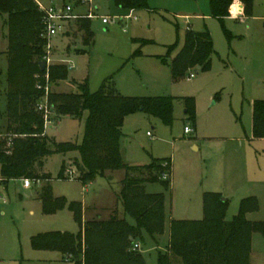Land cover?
Here are the masks:
<instances>
[{
	"label": "rangeland",
	"instance_id": "1",
	"mask_svg": "<svg viewBox=\"0 0 264 264\" xmlns=\"http://www.w3.org/2000/svg\"><path fill=\"white\" fill-rule=\"evenodd\" d=\"M38 1L44 7L65 3L72 4L75 13L89 11V5L79 0ZM93 2L97 17L91 19V45L83 44L77 20L68 22L66 32L50 39L49 63L69 68L68 78L51 86L52 90L77 92L75 82L88 79L95 92L112 77V85L124 96L172 98L170 123L148 112L130 114L124 121L122 142V154L129 165H146L153 159L171 163V173L163 177L170 178L169 189L161 182L146 184L150 193H165L168 224L172 219H203L206 192L220 193L228 201L226 220L239 213L243 199L255 196L258 210L248 213L247 219L264 221V138L253 137L252 118V103L264 99V0H253L251 14L235 19L229 15L224 20L212 16L210 0H148L147 8L136 10L122 9L115 0ZM102 17L111 22L104 24ZM6 19V15L0 16V67L4 71ZM188 29H207L215 53L209 70L193 68L187 76L174 80L171 67L162 59L171 62ZM174 44L176 50L168 55ZM81 49L86 52H76ZM191 73L194 77L189 78ZM0 92V132H8L6 99L4 90ZM85 119L86 114L77 120L63 117L51 121L46 132L57 141L79 144ZM186 126L193 131L187 134ZM78 155L73 151L50 156L44 167L51 176L49 181L33 180L26 188L22 179H13L1 189L0 264H74L60 251L34 248L32 237L53 231L78 234L80 226L69 208L72 201L97 207L104 218L110 215V208H117L115 193L125 173H111L112 185L105 178L83 185L70 173L77 172L73 159ZM64 163L66 178H60ZM47 184L54 196L68 201L54 214L43 211L40 192ZM95 213L86 211L85 218L91 219ZM127 220L134 223L129 216ZM167 229L170 235L169 225ZM166 232L159 242L147 237L140 243L148 264L157 263L159 249L167 250ZM250 264H264V235L259 232L252 236Z\"/></svg>",
	"mask_w": 264,
	"mask_h": 264
},
{
	"label": "trees",
	"instance_id": "2",
	"mask_svg": "<svg viewBox=\"0 0 264 264\" xmlns=\"http://www.w3.org/2000/svg\"><path fill=\"white\" fill-rule=\"evenodd\" d=\"M115 2L126 10L148 6V0ZM241 2L245 9L242 16L251 14L253 0ZM232 3L233 0H210L212 16L224 20L230 15L228 9ZM1 15L7 17L8 48L7 68L4 71L0 67V91L4 90L6 99V130L15 135L9 152L0 155L3 184L22 178L49 181L51 176L44 171L47 159L56 153L73 151L79 154L73 159L77 168L74 179L83 185L98 178H105L112 185L115 181L111 173H125L122 186L115 193L121 214L116 207L110 208V215L104 218L97 207L72 201L69 208L80 226L78 234L41 233L32 237L33 247L60 251L66 261L74 264H148L135 244L145 243L147 237L159 242L167 229V212L165 193H150L146 184L161 182L169 189L171 180L163 177L166 172L171 173V163L153 159L150 164L129 165L122 154L123 126L127 116L140 111L170 123L172 98L124 96L112 85V77L105 79L95 92L90 90L88 79L75 82L77 92L53 91L51 86H59L68 78L69 68L67 64L48 63L45 70L41 69L40 62L47 61L50 40L45 13L37 0H0ZM77 27L83 44L91 45L94 41L91 19H77ZM176 47L177 44L171 45L167 54L174 52ZM80 51L76 50L77 53L86 52ZM214 53L207 29L200 32L188 29L183 46L171 62L166 58L162 61L171 67L173 79L178 80L193 68L209 70ZM44 101L48 102L51 121L63 117L77 120L86 114L81 143L60 142L47 134L45 112L39 109ZM252 110L253 137L264 138V99L255 100ZM60 178H66L65 163ZM40 198L46 214H54L68 203L65 197L54 196L50 184L42 187ZM203 201V219L170 221L167 250L159 249L156 264H250L252 236L255 232L264 235V221H251L246 216L258 210L257 198L243 199L233 220L225 218L228 201L220 193L206 192ZM86 211L96 213L86 219ZM127 216L134 223L129 222Z\"/></svg>",
	"mask_w": 264,
	"mask_h": 264
},
{
	"label": "built area",
	"instance_id": "3",
	"mask_svg": "<svg viewBox=\"0 0 264 264\" xmlns=\"http://www.w3.org/2000/svg\"><path fill=\"white\" fill-rule=\"evenodd\" d=\"M93 1L94 0H80L81 4H88L89 5V11L86 14L75 13V10H74V7L72 4L51 5L50 7H44L43 5H41L39 3L40 9L45 13L44 22L46 25V32H47L49 40L51 39L52 36L58 34L59 32L66 31V29H67L66 25L71 20H77L79 18L93 19V18L97 17L96 14L94 13L95 4ZM242 15H243V13L238 15L237 17H240ZM128 17H130V16H128ZM102 22L104 24H108L111 22V19L109 17H102ZM49 62H50V59L47 56V63H49ZM192 77H194L193 73H191L189 78H192ZM47 103H48L47 101L41 102L39 104V109L44 110L46 125L48 126V124L51 122V120L49 119V115L51 112L48 109ZM192 131H193V129L191 127H189V126L185 127V132L187 134L191 133ZM149 135H151V133H149ZM14 137H15V135H13L10 132H0V155L3 152H6V153L9 152V148L13 144V138ZM70 173H71V175L75 176V174L72 171H70ZM164 178H167V176L164 175ZM22 180H23L24 186L26 188H29L32 186V183H33L32 179L22 178ZM4 187H5V185L3 184V178L0 175V200L2 199L1 189ZM135 248L139 249L140 244L139 243L135 244Z\"/></svg>",
	"mask_w": 264,
	"mask_h": 264
},
{
	"label": "clouds",
	"instance_id": "4",
	"mask_svg": "<svg viewBox=\"0 0 264 264\" xmlns=\"http://www.w3.org/2000/svg\"><path fill=\"white\" fill-rule=\"evenodd\" d=\"M229 14L232 19H235L238 15L244 13L245 9L242 6L240 0H233V3L229 6Z\"/></svg>",
	"mask_w": 264,
	"mask_h": 264
},
{
	"label": "water",
	"instance_id": "5",
	"mask_svg": "<svg viewBox=\"0 0 264 264\" xmlns=\"http://www.w3.org/2000/svg\"><path fill=\"white\" fill-rule=\"evenodd\" d=\"M47 65H48L47 61H41L40 62V66H41L42 70H45L47 68Z\"/></svg>",
	"mask_w": 264,
	"mask_h": 264
},
{
	"label": "crops",
	"instance_id": "6",
	"mask_svg": "<svg viewBox=\"0 0 264 264\" xmlns=\"http://www.w3.org/2000/svg\"><path fill=\"white\" fill-rule=\"evenodd\" d=\"M37 2H39V1L37 0ZM63 4H65V3H63ZM61 5H62V4H61ZM78 14H83V13H78ZM128 16H130V15H128ZM150 136H152V134H151ZM123 158H124V156H123ZM124 160H125V159H124ZM4 185H5V187H6L7 184H4ZM108 192H109V191H108ZM83 204H84V203H83ZM84 205H86V204H84ZM168 225H169V224H168V221H167V225H166V226L168 227ZM166 231L168 232V235H169V230L166 229ZM167 232H166V233H167Z\"/></svg>",
	"mask_w": 264,
	"mask_h": 264
}]
</instances>
